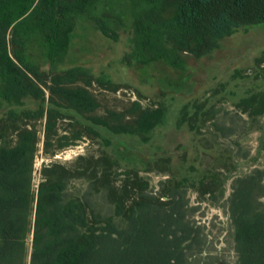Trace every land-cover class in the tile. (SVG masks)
<instances>
[{
  "label": "trees",
  "instance_id": "trees-1",
  "mask_svg": "<svg viewBox=\"0 0 264 264\" xmlns=\"http://www.w3.org/2000/svg\"><path fill=\"white\" fill-rule=\"evenodd\" d=\"M260 25L264 0H0V109L7 106L13 117L18 111L46 117L48 148L64 106L47 97L44 78L54 93L90 75L71 53L85 42L87 28L115 41L127 34L131 50L120 62L134 69L159 61L180 67L186 54L210 57L225 38ZM99 80L112 82L107 73ZM161 118L159 110L143 111L138 123L150 130ZM37 143L36 131L26 128L14 145H0V264H191L184 202L168 210L142 202L128 220L116 222L96 210L90 192L73 195L71 177L58 164L43 167L36 189ZM235 184V264H264L263 178L246 176ZM115 215L124 217L122 204Z\"/></svg>",
  "mask_w": 264,
  "mask_h": 264
},
{
  "label": "rangeland",
  "instance_id": "rangeland-1",
  "mask_svg": "<svg viewBox=\"0 0 264 264\" xmlns=\"http://www.w3.org/2000/svg\"><path fill=\"white\" fill-rule=\"evenodd\" d=\"M84 34L71 53L90 75L54 93L44 78L47 97L64 106L52 145L45 147L46 117H13L7 106L0 109V145H14L23 129L36 131V189L43 167L58 164L73 195L90 192L96 210L119 223L142 202L166 210L184 202L190 263L235 264V181L261 176L264 183V25L240 29L210 57L186 54L180 67L159 61L128 68L120 62L131 50L127 34L116 41L90 28ZM103 73L111 83L99 80ZM152 110L162 118L147 130L138 120ZM118 204L124 217L115 215Z\"/></svg>",
  "mask_w": 264,
  "mask_h": 264
}]
</instances>
